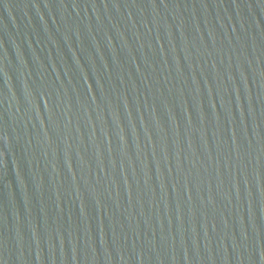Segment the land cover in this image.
Here are the masks:
<instances>
[{"label":"water","instance_id":"95a60500","mask_svg":"<svg viewBox=\"0 0 264 264\" xmlns=\"http://www.w3.org/2000/svg\"><path fill=\"white\" fill-rule=\"evenodd\" d=\"M0 264H264V0H0Z\"/></svg>","mask_w":264,"mask_h":264}]
</instances>
